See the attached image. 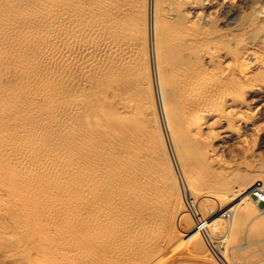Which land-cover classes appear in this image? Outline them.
<instances>
[{"label": "bare ground", "instance_id": "bare-ground-1", "mask_svg": "<svg viewBox=\"0 0 264 264\" xmlns=\"http://www.w3.org/2000/svg\"><path fill=\"white\" fill-rule=\"evenodd\" d=\"M241 1L0 0L2 263H236L264 227L249 211L262 167L224 157L250 119L242 96L264 79L239 74L253 13L223 22ZM169 153L225 193V226L204 218L212 205L187 209Z\"/></svg>", "mask_w": 264, "mask_h": 264}, {"label": "rangeland", "instance_id": "rangeland-1", "mask_svg": "<svg viewBox=\"0 0 264 264\" xmlns=\"http://www.w3.org/2000/svg\"><path fill=\"white\" fill-rule=\"evenodd\" d=\"M255 1H257V2H255ZM255 1L254 0H245V1L242 0L240 2V4L238 3V5H237V7H236L235 10L225 9L224 10V13H223V17H224L223 18V22H224V25L226 24L225 25V28L234 27L236 23H237L236 26H238L240 24V22H242L243 15H245V13L246 14L247 13H253L254 18L257 19V20H255L256 26H258L257 28H255L253 30H250V31H245L244 32L245 34L244 33H241L239 35V37H238V39L240 40L239 41L240 42V47L243 48L242 57L244 56L242 58L243 60L241 59L242 63H240L239 74L242 76V78L244 77L243 79L246 82H247V79H248L249 75L252 72H255L256 71V68L257 69L264 68V66H263V64H264V15H263L264 14V0H255ZM256 4H257V6H256ZM240 5H242V8H241ZM246 6H247L248 9L245 8ZM258 12H259V15H258ZM260 13H262V14H260ZM236 14L238 16L240 15L241 17L240 16L238 17ZM234 16H235V18H234ZM258 23L260 25L262 24V26H260ZM248 45H250V46L248 47ZM249 52H250V54H249ZM253 52H254V54H253ZM250 57H251V59H250ZM245 59H247V60H245ZM254 69H255V71H254ZM263 85H264V79L261 82V84L258 83L256 85H254V89H253V87L252 88H249L248 89L249 92H247V94H245L246 96L245 95L242 96V98H241L242 100L241 101L243 102V104L244 105H248L249 107H252L251 110H250V112H249L250 113V115H249L250 119H249V121H246V123H243L242 124V127L240 129L241 132H239V134L236 135L233 139L231 138L232 141H230L229 143H225L226 142V140H225V142H224L225 144H223V146L225 148V151H226V152L224 151V153H225V156L224 157L227 160H229V159L231 160V157L232 156L235 157L234 158L235 161H233V163H232V166H234V168L238 167L240 169L242 167L241 169L242 170H245L247 168H257V167H260V166L262 167V170H263L262 177L260 178L259 181H257V183L254 184L255 185L254 187L257 188L259 186H262V189L263 190L260 192L261 193L260 196H257V192H259L260 189H258L257 191H254L255 193H251L250 197L252 199V202H253L252 204L253 205L251 206V208H249V211L253 213V215L251 216V218H257L260 221H262L264 219V218H261V217H264V168H263L264 167V86ZM256 86H257V88H256ZM249 101H251V102H249ZM256 123H257V125H256ZM257 130H258V132H257ZM244 133H245V136H244ZM246 134H249V136L247 137V139H246V136H247ZM239 135H243V136H241L243 138H242V142L239 143L240 145L237 143L238 142L237 136L239 137ZM250 138H252V140ZM253 138H254V140H253ZM236 140H237V142H236ZM230 144L231 145L233 144V145L231 146ZM228 152H230V153H228ZM224 153H223V155H224ZM229 154H232V155H229ZM237 154H238V156H237L238 158L236 157ZM243 155H244V158H241L240 156L243 157ZM169 156L171 158L170 159L171 160L170 161L171 162V165H173L172 168L174 167L173 171H174V173L176 172L175 175H176V177H178L177 178V182L179 183L178 185H180L179 187H181V189H180V191L182 193L181 195L183 197V200L187 204L186 205L187 209L189 211H192V213H193V211L195 209H200V212H201V209L202 208H199L198 205H203L205 207H209L210 205H212L213 208L210 211L209 210H206V211L205 210H202L205 213V215H206V216L204 215V218L205 217H209L210 220L212 219L213 222L217 218V221L216 222H218V223H220V221L223 220V219L225 221H227L228 219L230 220L232 218V216H233L232 215L233 213L231 211V208L233 206L230 205V204H228V201L229 200L227 202L221 204L220 201H219V197H218V195L220 197L224 196L223 194H225V193H223L222 196H221V192H219V191L217 192V191H212V190H204L202 187L199 188L198 185H196L193 182H191L187 177H185V175H182L183 173L177 167V164L174 162L175 160H173L174 159L173 156L170 153H169ZM247 156H249V157H247ZM246 157L248 158V160L246 159ZM242 159H243V161H241ZM186 179L188 180V182L186 181ZM235 189H237V188H235ZM184 191L185 192L186 191L188 192V193L186 192L187 195H188V198H187L188 201L186 199L187 196H186V193ZM202 191L205 192V193H203ZM206 191H207V193L209 195L206 193ZM197 192H199V193H197ZM202 193L203 194H207L208 196L202 195ZM210 193H211V195H210ZM212 195H216L218 197V200H217V197L216 196L215 197H212ZM231 195L232 194H230L228 196H231ZM214 200H217V201H214ZM213 202H215V203H213ZM255 205H256L257 209H256ZM226 209L227 210L229 209L228 210L229 213L227 212L228 216H227V214H225L226 211H227ZM257 210H259V212H257ZM222 214H224L225 217ZM215 216H216V218H214ZM217 216L218 217L220 216V218H223V219L219 220ZM227 217H228V219H227ZM224 220L221 223H223V225L225 226L227 224V222H226V224H224L225 223ZM223 229H225V228H223ZM222 232H225V233H222ZM222 232L219 233L220 235L219 234H216V236L223 241L224 238H225V234L227 232H226V230H224V231L222 230ZM229 232H231V231H229ZM221 234H223L224 237H219V236H221ZM228 236H229V234L227 235V237ZM217 237L214 238L215 241L217 240ZM227 239H229V237ZM230 239H231V234H230ZM219 240H217L216 242L220 245L221 250L227 251L229 249V247H230V244L228 243V240H227V243L226 242L225 243L224 242L221 243V240L220 241ZM253 242H256V243L255 244H251ZM248 244H250L249 247L246 246ZM236 245H238V247L240 245V247H243V249H240L239 250V249L231 248V250H229L231 252L232 249H234L233 254L231 255V257H233V259L236 261L235 264H264V227L262 228V234L260 236H258L256 238V240L255 239H250V238L247 239L244 236V239H242L241 241H239V243H237ZM239 256H241L242 258L241 257L239 258ZM239 259H242V260H239ZM0 264H6V263H2L0 261Z\"/></svg>", "mask_w": 264, "mask_h": 264}]
</instances>
